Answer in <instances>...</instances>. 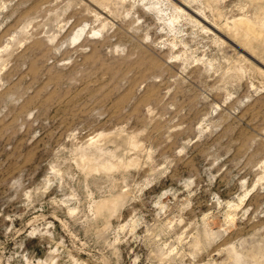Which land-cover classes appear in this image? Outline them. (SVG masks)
I'll return each mask as SVG.
<instances>
[{
  "label": "rangeland",
  "instance_id": "obj_1",
  "mask_svg": "<svg viewBox=\"0 0 264 264\" xmlns=\"http://www.w3.org/2000/svg\"><path fill=\"white\" fill-rule=\"evenodd\" d=\"M235 259L264 264V0H0V264Z\"/></svg>",
  "mask_w": 264,
  "mask_h": 264
},
{
  "label": "bare ground",
  "instance_id": "obj_2",
  "mask_svg": "<svg viewBox=\"0 0 264 264\" xmlns=\"http://www.w3.org/2000/svg\"><path fill=\"white\" fill-rule=\"evenodd\" d=\"M180 8V7H178ZM235 26H237V24H243L245 25L244 27H246L249 31H252V24H250V22L246 21V19H243V18H239L237 20H233ZM233 25V26H234ZM239 28V27H238ZM238 28H234L233 30H229L230 31V34L233 36V37H238L239 35H241L242 33L240 31H238ZM240 29V28H239ZM240 30H243V29H240ZM254 30V29H253ZM248 32V31H247ZM253 32V31H252ZM251 33V32H249ZM248 34V33H247ZM247 34H245V37L247 36ZM243 35V34H242ZM241 35V36H242ZM105 164V163H104ZM90 166V165H89ZM106 168V167H105ZM115 204H117V200H115V198H110V199H106V200H103L101 201L100 203H98V208H103V207H111V206H114ZM235 258V257H234ZM234 264H241L240 261H238L237 259L234 260Z\"/></svg>",
  "mask_w": 264,
  "mask_h": 264
}]
</instances>
